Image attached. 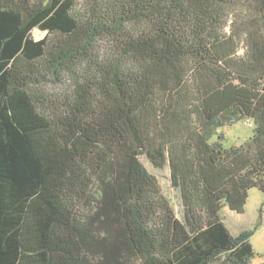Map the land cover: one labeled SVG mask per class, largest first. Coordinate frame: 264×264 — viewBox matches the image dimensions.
I'll return each instance as SVG.
<instances>
[{"label": "trees", "instance_id": "trees-1", "mask_svg": "<svg viewBox=\"0 0 264 264\" xmlns=\"http://www.w3.org/2000/svg\"><path fill=\"white\" fill-rule=\"evenodd\" d=\"M254 188L264 0H0V264H249Z\"/></svg>", "mask_w": 264, "mask_h": 264}, {"label": "rangeland", "instance_id": "rangeland-1", "mask_svg": "<svg viewBox=\"0 0 264 264\" xmlns=\"http://www.w3.org/2000/svg\"><path fill=\"white\" fill-rule=\"evenodd\" d=\"M45 34L39 29H34L31 36L34 40H40ZM221 131L226 136L225 147L240 146L252 136L251 124L246 121L232 127L223 128ZM140 162L147 172L157 179L161 192L168 199L175 216L183 221L180 194L178 190L171 187L169 169L167 167L155 168L145 156L140 157ZM219 216L233 236H237L244 231L252 232L249 243L254 256L249 259V264H264V195L258 189H251L248 192V198L242 213L230 211L224 206ZM214 264H221V261Z\"/></svg>", "mask_w": 264, "mask_h": 264}]
</instances>
